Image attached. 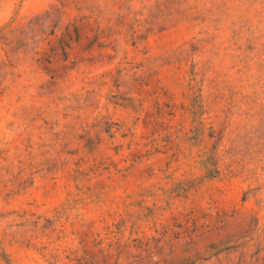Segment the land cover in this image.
Wrapping results in <instances>:
<instances>
[{
  "label": "rangeland",
  "instance_id": "rangeland-1",
  "mask_svg": "<svg viewBox=\"0 0 264 264\" xmlns=\"http://www.w3.org/2000/svg\"><path fill=\"white\" fill-rule=\"evenodd\" d=\"M0 264H264V0H0Z\"/></svg>",
  "mask_w": 264,
  "mask_h": 264
},
{
  "label": "trees",
  "instance_id": "trees-1",
  "mask_svg": "<svg viewBox=\"0 0 264 264\" xmlns=\"http://www.w3.org/2000/svg\"><path fill=\"white\" fill-rule=\"evenodd\" d=\"M4 44H6V45H9V43H8V42H4Z\"/></svg>",
  "mask_w": 264,
  "mask_h": 264
}]
</instances>
